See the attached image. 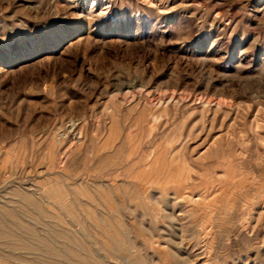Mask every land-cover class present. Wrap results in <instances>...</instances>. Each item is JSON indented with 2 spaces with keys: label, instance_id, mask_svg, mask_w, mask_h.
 Wrapping results in <instances>:
<instances>
[{
  "label": "rangeland",
  "instance_id": "rangeland-1",
  "mask_svg": "<svg viewBox=\"0 0 264 264\" xmlns=\"http://www.w3.org/2000/svg\"><path fill=\"white\" fill-rule=\"evenodd\" d=\"M0 264H264V0H0Z\"/></svg>",
  "mask_w": 264,
  "mask_h": 264
},
{
  "label": "bare ground",
  "instance_id": "bare-ground-1",
  "mask_svg": "<svg viewBox=\"0 0 264 264\" xmlns=\"http://www.w3.org/2000/svg\"><path fill=\"white\" fill-rule=\"evenodd\" d=\"M191 198V197H190ZM15 232V231H14ZM16 235V234H15ZM46 237V236H45Z\"/></svg>",
  "mask_w": 264,
  "mask_h": 264
}]
</instances>
